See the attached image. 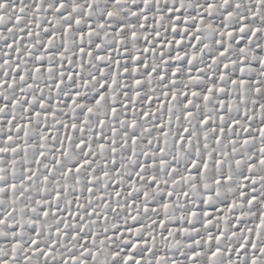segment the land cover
Returning <instances> with one entry per match:
<instances>
[{
  "label": "snow or ice",
  "instance_id": "1",
  "mask_svg": "<svg viewBox=\"0 0 264 264\" xmlns=\"http://www.w3.org/2000/svg\"><path fill=\"white\" fill-rule=\"evenodd\" d=\"M0 264H264V0H0Z\"/></svg>",
  "mask_w": 264,
  "mask_h": 264
}]
</instances>
